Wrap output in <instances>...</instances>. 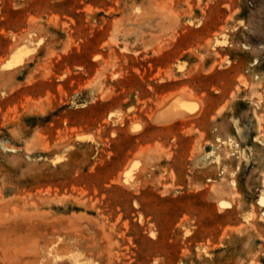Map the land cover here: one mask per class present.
<instances>
[{
    "label": "rangeland",
    "instance_id": "1",
    "mask_svg": "<svg viewBox=\"0 0 264 264\" xmlns=\"http://www.w3.org/2000/svg\"><path fill=\"white\" fill-rule=\"evenodd\" d=\"M263 177L264 0H0V264H264Z\"/></svg>",
    "mask_w": 264,
    "mask_h": 264
},
{
    "label": "bare ground",
    "instance_id": "2",
    "mask_svg": "<svg viewBox=\"0 0 264 264\" xmlns=\"http://www.w3.org/2000/svg\"><path fill=\"white\" fill-rule=\"evenodd\" d=\"M124 49V48H123ZM173 106L172 105H170V104H168V102H166L165 103V105L163 106V110H167L168 112H163L162 113V115L164 116V117H161V119H160V121L161 122H163L164 124L165 123H170V122H172L174 119H176V118H188V116H186V115H184V114H182V113H178V114H172V112H173V110L171 109ZM153 116H155V115H153ZM156 117V116H155ZM153 118L154 120H156L157 119V117L156 118ZM151 119V118H150ZM152 120V119H151ZM153 120V121H154ZM260 121V120H259ZM154 123V122H153ZM259 123V122H258ZM263 137V136H262ZM262 185H263V189H264V177L262 178ZM261 196H260V200H259V204H261V205H263L264 206V204H262V201H264V190H263V192L260 194ZM221 202H220V204H219V206L220 207H226V203H225V201H222V200H220ZM228 204V203H227ZM219 207V208H220ZM221 209V208H220Z\"/></svg>",
    "mask_w": 264,
    "mask_h": 264
},
{
    "label": "crops",
    "instance_id": "3",
    "mask_svg": "<svg viewBox=\"0 0 264 264\" xmlns=\"http://www.w3.org/2000/svg\"><path fill=\"white\" fill-rule=\"evenodd\" d=\"M166 102H168V104H170V105H173V101H172L171 99H169V100H168V99H167V100H164L163 103H162L161 106H160L159 111L157 112V114H155L156 117H157L158 115H160V114L162 115L163 112H168L166 109L163 110V106L165 105ZM172 114H178V113H176L175 111H173ZM182 114H184V115H186V116H188V117H189V115H190V114L187 113V112H186V113L183 112ZM186 119H187V118H181V117L179 118V117H178V118L174 119L173 121L186 120ZM173 121H172V122H173ZM215 192H216V193H220V190H219V189H216Z\"/></svg>",
    "mask_w": 264,
    "mask_h": 264
},
{
    "label": "snow or ice",
    "instance_id": "4",
    "mask_svg": "<svg viewBox=\"0 0 264 264\" xmlns=\"http://www.w3.org/2000/svg\"><path fill=\"white\" fill-rule=\"evenodd\" d=\"M262 204H264V201H262Z\"/></svg>",
    "mask_w": 264,
    "mask_h": 264
}]
</instances>
